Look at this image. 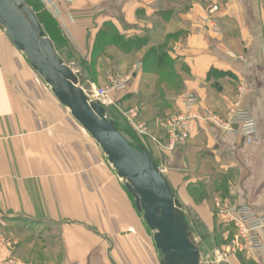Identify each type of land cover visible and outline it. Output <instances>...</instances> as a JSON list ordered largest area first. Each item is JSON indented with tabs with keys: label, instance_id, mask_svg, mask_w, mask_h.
<instances>
[{
	"label": "crops",
	"instance_id": "crops-1",
	"mask_svg": "<svg viewBox=\"0 0 264 264\" xmlns=\"http://www.w3.org/2000/svg\"><path fill=\"white\" fill-rule=\"evenodd\" d=\"M38 1L58 30L57 52L87 87L108 79L94 57L106 25L127 39L158 38L157 51L167 53L173 72L163 82L155 73L135 74L126 96L144 93L146 111L145 104L167 103L168 109L150 113L152 133L161 140L162 118L182 110L185 94L199 98L200 119L189 138L168 159L159 155L177 197L189 196L198 181L211 183L218 172L221 193L230 196L223 200L264 211V0ZM211 4L220 6L218 33L204 22ZM34 72L0 26V229L11 243L0 249V264H163L125 181ZM158 87L163 97L154 92ZM238 102L255 120L254 136L204 121L206 111L225 118ZM243 255L223 263L246 264ZM247 258L264 264V250Z\"/></svg>",
	"mask_w": 264,
	"mask_h": 264
},
{
	"label": "water",
	"instance_id": "water-1",
	"mask_svg": "<svg viewBox=\"0 0 264 264\" xmlns=\"http://www.w3.org/2000/svg\"><path fill=\"white\" fill-rule=\"evenodd\" d=\"M0 26L12 45L50 87L57 100L99 144L138 212L153 232L163 264H201L199 248L191 241L188 225L167 178L146 151L134 148L106 117V108L89 100L76 74L44 33L36 13L23 0H0Z\"/></svg>",
	"mask_w": 264,
	"mask_h": 264
},
{
	"label": "rangeland",
	"instance_id": "rangeland-1",
	"mask_svg": "<svg viewBox=\"0 0 264 264\" xmlns=\"http://www.w3.org/2000/svg\"><path fill=\"white\" fill-rule=\"evenodd\" d=\"M23 1L25 2V0ZM35 2H36L37 7L40 8V12L42 13L41 19H43L44 21L43 25H45L47 24L45 22L46 18H50V16L44 10L43 5L38 0H35ZM43 27L44 26H42L44 33L47 34V32H45V28ZM50 33H52L51 30H50ZM55 39L57 41V38ZM129 39L133 40V42H135L134 40L136 39L140 40V42L143 41L142 46L144 44L147 45L145 52L143 54H138L137 51H133L131 55H128L127 52H123L121 50V48H123V45L120 43H118L117 46H107L106 45L107 47L104 49V51L101 54L94 56L100 59L99 66L103 70V72L99 71V74L102 75V77L105 80L108 78L106 83H104L103 85L97 88L105 89L108 87L109 85L108 80L110 76L107 77L108 76L107 74L110 71L112 73L111 75L114 77H116L115 75L130 74L132 71H134V65L137 62L143 60L146 54L149 55L147 62L152 65L155 64L156 62L155 58L158 54L157 45H156L159 40L158 38H154V37L151 38V37L146 36V37H133ZM58 54L61 55L60 56L61 58L65 56L63 53L58 52ZM64 59L66 58L64 57ZM94 64H95V61L92 63L93 68H95ZM145 70L148 72L151 71L150 69L147 70L146 65L145 66L143 65L140 71L143 76L145 75ZM173 70L171 67L166 68L160 74L165 75L166 73L173 72ZM75 74H76L77 84L81 88H83L90 97H92L94 93V88H96V86L92 87L91 84H88V87H87L85 83H82V81H84V78L80 75V73L77 72ZM34 75L39 76L36 72H34ZM91 75L92 74L90 73L89 77L92 79ZM158 76L160 75L158 74ZM163 80L164 78L161 79L160 81L163 82ZM133 82L134 81L131 82L132 85L134 84ZM130 84H129V87H130ZM159 87L154 92H158L160 94L159 96L160 98V97H163V93L161 92L162 90L159 89ZM129 89L130 88H128L122 94L112 95V101H113L112 104L105 107L106 117L111 122H113L115 125L118 126V128L123 133L122 135L126 138V140L134 148L138 149L139 151H142V152L146 151L147 153H149L150 156L155 161V163L157 164V166L159 167V169L163 172L162 174L166 177L168 176V172H169L168 167H167L168 165L161 162L159 155L162 154V158L168 159L166 158V156L169 153L174 152V150L173 151L168 150L167 134H166L165 140L159 139L157 136H155V134L152 133L149 122L150 120L153 119V117L150 116V113L155 112V114H157V112L159 113L160 110L164 111L168 109V105L167 103H163V101H160L161 103L154 102L151 104V106H149L148 104H145L147 107H149L148 111H146L143 109V104H142L143 101L147 99V97H144V93H141L138 96L136 95V97L139 98V99L136 98L137 100L136 99L134 100L133 98L127 99L126 95L128 94ZM169 106H170V103H169ZM135 109H137L138 115L135 118L134 117L132 118V115L128 113H130L131 111ZM147 113H148V116H147ZM171 115H174V114H171ZM146 116L148 118H146ZM162 119L163 120L161 122L163 124V122L166 120V117ZM140 125L145 126L144 127L146 128L145 134L140 133L139 131ZM212 177L213 179L211 180L212 181L211 183L208 181L201 180V181H198L197 183L191 184L189 188L187 189L189 196H186L184 192L183 197L182 196L177 197L176 195L177 191L172 188L171 183L169 181L168 183L170 184V187H171V190H172V193L175 199L181 205V212L188 225V230H189L191 241L200 250L201 264H225L223 262H228L229 258L221 259V256L224 253V248L228 244V241L230 240V238H228L227 236L225 227L224 226L221 227V222L216 214L214 201L216 198H221V196L230 200V196L229 194L225 195L221 193V173H218V172L214 173ZM197 206H204V207L202 209H197L196 208ZM140 214L143 216L142 213ZM23 226H24L23 228L25 229H31L33 225L27 224V226L25 225ZM34 228H37V227L34 226ZM4 235L6 236L5 233ZM239 254L242 255L241 253ZM243 260H245L246 264H248L249 259L247 257L244 256ZM227 264H230V263H227Z\"/></svg>",
	"mask_w": 264,
	"mask_h": 264
},
{
	"label": "built area",
	"instance_id": "built-area-1",
	"mask_svg": "<svg viewBox=\"0 0 264 264\" xmlns=\"http://www.w3.org/2000/svg\"><path fill=\"white\" fill-rule=\"evenodd\" d=\"M233 1V0H226ZM220 11L218 4H211L206 10L207 17L205 24L212 32H220L217 24V14ZM143 64L137 63L134 71L127 75H110L109 85L105 89L94 88L93 96H87L91 101H97L106 107L112 104V95L124 93L133 80V76L138 74ZM243 88V86H241ZM199 98L193 93H187L183 96L182 110L169 116L162 124L168 136V150L173 151L180 144L184 143L190 135V128L194 121L200 119ZM132 118L138 115L137 109L131 111ZM204 121L223 130L231 131L234 127L243 137H252L256 134V123L250 112L239 102L233 104L225 118L219 115L205 112ZM140 125V133L145 134L146 128ZM161 171V170H160ZM162 172V171H161ZM163 173V172H162ZM216 214L225 227L227 236L230 238L224 248L221 259H227L231 255L242 253L247 257L264 250V211H254L250 205H232L229 201L222 198H216L214 201ZM11 243L7 240L2 229H0V249L10 247Z\"/></svg>",
	"mask_w": 264,
	"mask_h": 264
},
{
	"label": "trees",
	"instance_id": "trees-1",
	"mask_svg": "<svg viewBox=\"0 0 264 264\" xmlns=\"http://www.w3.org/2000/svg\"><path fill=\"white\" fill-rule=\"evenodd\" d=\"M25 2L37 14V17H38L40 23L42 24V26H44L43 28H45V32H47V34L51 38L52 42H54V40L56 38V33H57L56 30L57 29H56V26L54 24L53 19L51 17L50 18H46L45 22L47 24L43 25L44 21H43V19H41L42 13L40 12V8L37 7L35 0H30V1L25 0ZM36 8H38V9H36ZM50 30L52 31V33H50ZM134 41L135 42H133V40H131V39H126L124 36L119 35L118 32L115 30V28H113V26L106 25V27L104 29L103 36L101 38L99 37V40L97 42V48H96V51L94 53V56H97L98 54H101L107 46H117L118 43L123 45V48H121V50L123 52H127L128 55H131V53L133 51H137V53H138V51L140 49H142V47L145 44L142 46V42L143 41L140 42V40H138V39H136ZM139 46H141V47H139ZM161 49H162V47L160 46L159 50H161ZM57 51H58V49H57ZM148 57H149V55L146 54L144 59L142 61H140L144 66L146 65L147 70L148 69L151 70L149 72L145 70V74L146 73L147 74H154L155 73V75H157L159 80L163 79L165 77V75L164 74H160V73H162V71L168 65V55H167V53H165V52H160L159 53L158 52V54H157V56L155 58V60H156V62L154 64L155 66L147 62L148 61ZM150 65L153 66V67H151ZM158 74L160 76H158ZM127 99H131V98L127 97ZM168 117L169 116H167L166 119ZM163 118H165V117H163ZM115 126L122 133V131L118 128V126L117 125H115ZM221 227H223L222 224H221Z\"/></svg>",
	"mask_w": 264,
	"mask_h": 264
}]
</instances>
